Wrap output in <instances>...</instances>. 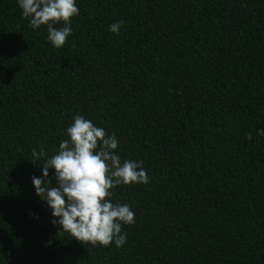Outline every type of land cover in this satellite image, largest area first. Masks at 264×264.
I'll return each mask as SVG.
<instances>
[{"label":"trees","instance_id":"1","mask_svg":"<svg viewBox=\"0 0 264 264\" xmlns=\"http://www.w3.org/2000/svg\"><path fill=\"white\" fill-rule=\"evenodd\" d=\"M77 3L55 48L0 0V264H264V0ZM76 114L150 176L112 190L122 247L59 232L35 192Z\"/></svg>","mask_w":264,"mask_h":264},{"label":"clouds","instance_id":"2","mask_svg":"<svg viewBox=\"0 0 264 264\" xmlns=\"http://www.w3.org/2000/svg\"><path fill=\"white\" fill-rule=\"evenodd\" d=\"M16 3L34 30L46 27L47 39L53 47L65 45L73 33L72 20L79 15L77 0H16ZM123 25V21H115L108 30L119 34ZM66 134L68 139L61 140L58 151L41 164L42 177H32L37 196L51 210V223L59 226V232L92 245L124 246L128 234L122 228L135 223V211L130 204L113 202L110 198L118 186L150 182L144 161L122 159L116 135L84 115L73 117ZM45 155L43 148L37 151L34 147L30 160L36 163Z\"/></svg>","mask_w":264,"mask_h":264}]
</instances>
